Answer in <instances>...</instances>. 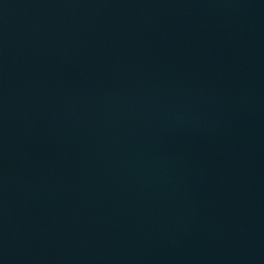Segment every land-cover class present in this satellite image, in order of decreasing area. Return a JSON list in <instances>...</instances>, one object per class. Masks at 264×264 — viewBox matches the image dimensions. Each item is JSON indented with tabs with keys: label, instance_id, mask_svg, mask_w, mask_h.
<instances>
[{
	"label": "water",
	"instance_id": "95a60500",
	"mask_svg": "<svg viewBox=\"0 0 264 264\" xmlns=\"http://www.w3.org/2000/svg\"><path fill=\"white\" fill-rule=\"evenodd\" d=\"M0 264H264V0H0Z\"/></svg>",
	"mask_w": 264,
	"mask_h": 264
}]
</instances>
